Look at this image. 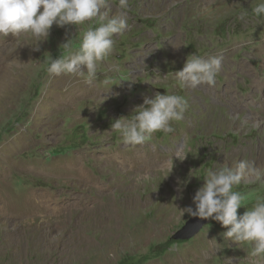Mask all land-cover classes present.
<instances>
[{
  "label": "rangeland",
  "instance_id": "obj_1",
  "mask_svg": "<svg viewBox=\"0 0 264 264\" xmlns=\"http://www.w3.org/2000/svg\"><path fill=\"white\" fill-rule=\"evenodd\" d=\"M259 2L130 0L128 29L77 99L45 59L69 39L78 48L87 22L53 25L39 51L31 34L0 35V264H252L251 245L224 240L215 220L190 239L173 235L209 169L244 159L264 169V14L251 10ZM191 54L223 58L214 85L177 80ZM156 92L185 97L184 119L125 146L112 124ZM140 173L154 179L138 184ZM234 191L248 197L243 214L264 198V180ZM29 196L42 204L28 205Z\"/></svg>",
  "mask_w": 264,
  "mask_h": 264
},
{
  "label": "clouds",
  "instance_id": "obj_2",
  "mask_svg": "<svg viewBox=\"0 0 264 264\" xmlns=\"http://www.w3.org/2000/svg\"><path fill=\"white\" fill-rule=\"evenodd\" d=\"M117 7L118 12L113 14L111 0H0V35L31 34L37 40L34 49L39 51L40 43L49 37L53 25L78 27L87 22L88 28L82 36L78 27L75 37L79 41L78 48H74V39H69L60 45L58 58L46 57L45 62L50 75H77L92 84L98 76V64L114 49V37L123 35L129 27L130 0H118ZM251 10L258 17L264 14V0ZM222 59L221 56L205 58L191 54L183 69L175 71V76L182 86L193 89L201 84L214 85L222 69ZM188 107L187 99L181 95L156 92L154 96H145L143 104L135 107L131 116L116 119L111 128L120 134L125 146L143 145L158 131H174L172 122L182 121ZM180 151L178 149L175 158L183 161L187 154L181 156ZM253 177L257 181L264 180V169L248 159L235 162L232 167L209 169L205 183L193 197L195 209L188 206L183 212L219 222L227 229L222 233L224 240L236 244L247 242L251 245L248 255L253 258L252 264H264V198H257L251 208L239 214L238 210L246 206L248 197L234 191L243 181ZM135 179L139 184L150 182L154 176L140 173Z\"/></svg>",
  "mask_w": 264,
  "mask_h": 264
},
{
  "label": "bare ground",
  "instance_id": "obj_3",
  "mask_svg": "<svg viewBox=\"0 0 264 264\" xmlns=\"http://www.w3.org/2000/svg\"><path fill=\"white\" fill-rule=\"evenodd\" d=\"M264 53V52H263ZM262 81V80H261ZM59 82V81H58ZM62 84L64 85V83H68V86H71V88H70V90H69V97L70 98H75L76 97V99L80 96V95H84L86 92H91L92 91V85L91 84H88V83H86L85 82V80L82 78V77H80V76H77V75H72V74H65V76L62 78ZM60 85V84H59ZM264 85V84H263ZM57 86V85H56ZM62 86V85H61ZM59 87V86H58ZM62 88V87H61ZM67 92L68 91H66V94H67ZM89 92V93H90ZM89 93H87V94H89ZM86 95V94H85ZM60 97V96H59ZM65 97H66V95H65ZM68 97V96H67ZM57 99V98H56ZM60 99V98H59ZM62 99V98H61ZM60 99V100H61ZM67 100H69V99H67ZM67 100H65V102L67 101ZM238 100V99H237ZM242 100H244V99H242ZM63 101V100H62ZM59 102V101H58ZM64 102V103H65ZM68 102H70V101H68ZM78 102V101H77ZM60 103H61V101H60ZM92 103V102H91ZM67 105V104H66ZM68 105H70L69 103H68ZM74 105V104H73ZM61 109H63V108H61ZM63 111H65V110H63ZM20 135V134H19ZM19 135H18V137H19ZM17 137V136H16ZM24 137V136H23ZM26 139H27V137H26ZM25 141V140H24ZM27 141V140H26ZM20 142H21V140H20ZM141 155V154H140ZM137 158V157H136ZM135 158V160H136V163H139V164H141L142 163V160H143V158L142 157H139V159H136ZM74 161V160H73ZM22 162V161H21ZM76 162V161H75ZM21 164H23V163H21ZM18 165V164H17ZM0 166H1V164H0ZM14 166V165H13ZM24 166V165H23ZM3 167V166H2ZM12 167V166H11ZM13 168V167H12ZM15 168V167H14ZM67 169H68V167H67ZM4 170H6L5 168H4ZM76 170V169H75ZM22 171V170H21ZM31 172V171H30ZM1 173H2V171H1ZM4 174H5V172H4ZM9 175V174H8ZM7 176V175H6ZM6 179V178H5ZM2 181H3V179H2ZM4 182V181H3ZM0 183H1V180H0ZM2 185V184H1ZM0 185V186H1ZM4 185V184H3ZM5 187V186H4ZM10 187V186H9ZM7 188V187H6ZM5 189V188H4ZM0 190H1V188H0ZM8 191V190H7ZM10 191V190H9ZM12 192V191H11ZM11 192H9V193H11ZM2 193V192H1ZM10 196V195H9ZM16 196H17V198L18 199H21V201H22V196H21V194H16ZM0 197H1V195H0ZM8 197V196H7ZM10 198V197H9ZM13 199V198H12ZM23 199H24V201H26L27 202V204L28 205H30V206H32V207H36V206H40L42 203L41 202H38V203H35L31 198H30V196H29V198H25V197H23ZM9 201V200H8ZM21 201H15L16 203H22ZM11 205H13L14 207H16L13 203H11ZM23 206V205H22ZM18 207V206H17ZM248 252H249V250H247L246 251V253L244 254V256H245V258H247V255H248ZM201 263H203L202 261H200Z\"/></svg>",
  "mask_w": 264,
  "mask_h": 264
},
{
  "label": "water",
  "instance_id": "obj_4",
  "mask_svg": "<svg viewBox=\"0 0 264 264\" xmlns=\"http://www.w3.org/2000/svg\"><path fill=\"white\" fill-rule=\"evenodd\" d=\"M210 219L202 220L198 217H190L186 223L177 230V232L173 235V237L177 240L179 239H190L195 236L203 226L208 223Z\"/></svg>",
  "mask_w": 264,
  "mask_h": 264
}]
</instances>
